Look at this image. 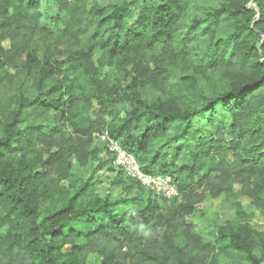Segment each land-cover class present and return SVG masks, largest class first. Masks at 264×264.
Segmentation results:
<instances>
[{
  "label": "trees",
  "instance_id": "obj_1",
  "mask_svg": "<svg viewBox=\"0 0 264 264\" xmlns=\"http://www.w3.org/2000/svg\"><path fill=\"white\" fill-rule=\"evenodd\" d=\"M110 1L46 0L50 30L0 0V264H261L264 0ZM102 134L178 197L100 196ZM221 196L239 225L208 240L190 219Z\"/></svg>",
  "mask_w": 264,
  "mask_h": 264
},
{
  "label": "rangeland",
  "instance_id": "obj_2",
  "mask_svg": "<svg viewBox=\"0 0 264 264\" xmlns=\"http://www.w3.org/2000/svg\"><path fill=\"white\" fill-rule=\"evenodd\" d=\"M91 3H98L101 6L110 5L112 2L110 0H92ZM46 5V4H45ZM51 12V10H49ZM42 12V11H41ZM52 14L49 12L42 13L41 25L44 28L50 29L52 26ZM135 18L131 19V22L134 21ZM54 30V29H53ZM54 32V31H53ZM7 47V43L4 44ZM123 110H121V115L123 116ZM222 121H225V116L220 117ZM194 126L196 130H200L205 132L206 128L202 122H194ZM105 134L95 135L93 139V145L97 148L101 155L100 157L104 159V152L109 155L110 158L115 159V154L109 150L108 142L105 137ZM114 162V161H113ZM113 168L103 169L97 172V189L98 194L100 196H104L107 193H111L114 196L133 198L140 196V186L142 185L133 177H130L120 168H117L112 165ZM141 184V185H140ZM140 185V186H139ZM144 189L145 186L142 185ZM148 189V188H146ZM149 190V189H148ZM236 192L239 191V187H235ZM145 196L143 200H145ZM242 209L247 216L250 217V227L252 229L262 230L264 228V218L257 212L255 209L253 202L251 200L242 199ZM134 205H126L122 206L119 209V213L122 214L127 210L133 208ZM238 216L231 210L226 204L225 198L223 196L218 199H208L205 202L199 204L196 207L195 216L190 219V223L194 226L196 232L200 234L205 239H212L214 235V227L216 226H225L229 224L230 226L236 227L239 225ZM100 258L96 255L90 256L88 264H99ZM224 260L220 263L223 264ZM226 264V262H225Z\"/></svg>",
  "mask_w": 264,
  "mask_h": 264
},
{
  "label": "built area",
  "instance_id": "obj_3",
  "mask_svg": "<svg viewBox=\"0 0 264 264\" xmlns=\"http://www.w3.org/2000/svg\"><path fill=\"white\" fill-rule=\"evenodd\" d=\"M106 139L109 150L115 154L113 162L114 166L125 171L127 175L133 177L155 195L160 196L163 199L172 200L178 197L176 189L166 178L161 176L145 175L140 171L133 156L122 151L114 141L108 139L107 137Z\"/></svg>",
  "mask_w": 264,
  "mask_h": 264
},
{
  "label": "crops",
  "instance_id": "obj_4",
  "mask_svg": "<svg viewBox=\"0 0 264 264\" xmlns=\"http://www.w3.org/2000/svg\"><path fill=\"white\" fill-rule=\"evenodd\" d=\"M35 1H38L39 2V4H40V12H41V14L43 13V12H49V13H51L53 16L52 17H54L56 14H57V9L55 8V7H53V6H48V5H45L46 3V0H35ZM49 10H51V12L49 11ZM101 155V154H100ZM103 156H104V160H106V167L104 168V169H110V168H113V166H112V164H111V162H110V157H109V155L108 154H106L105 152H104V154H102ZM103 158V157H102Z\"/></svg>",
  "mask_w": 264,
  "mask_h": 264
},
{
  "label": "water",
  "instance_id": "obj_5",
  "mask_svg": "<svg viewBox=\"0 0 264 264\" xmlns=\"http://www.w3.org/2000/svg\"><path fill=\"white\" fill-rule=\"evenodd\" d=\"M261 264H264V261Z\"/></svg>",
  "mask_w": 264,
  "mask_h": 264
}]
</instances>
